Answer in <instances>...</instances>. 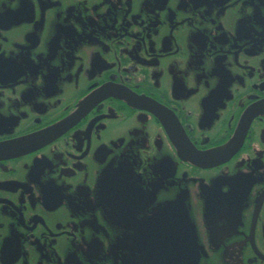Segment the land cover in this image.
<instances>
[{
	"label": "flooded vegetation",
	"instance_id": "af4514ba",
	"mask_svg": "<svg viewBox=\"0 0 264 264\" xmlns=\"http://www.w3.org/2000/svg\"><path fill=\"white\" fill-rule=\"evenodd\" d=\"M260 104L264 0H0V264H264Z\"/></svg>",
	"mask_w": 264,
	"mask_h": 264
},
{
	"label": "water",
	"instance_id": "95a60500",
	"mask_svg": "<svg viewBox=\"0 0 264 264\" xmlns=\"http://www.w3.org/2000/svg\"><path fill=\"white\" fill-rule=\"evenodd\" d=\"M118 96L122 97L124 101H126L129 105L134 107V103L139 101L142 102V98H138L134 95H130L127 92L124 91H118ZM82 110H84L83 105L80 107ZM81 110H78L76 114L69 117L68 119L62 121L57 126L52 128L50 131L55 130H61L62 128H65L70 124L80 113ZM261 112H264V105L260 104L258 105L254 110H252L249 113V117H252L256 114H261ZM156 114L164 121L167 122V116H165L164 113L156 111ZM169 130H172L171 133H169L170 137L173 138V141L176 143L175 146H178L179 152L185 157H182L184 160H187L190 163L198 164V165H206V166H215L218 164H221L228 160L230 156L235 152V150L238 148L241 139H242V132L238 133L236 137H234L231 141H229L224 147L212 151L209 153H199L195 151L189 144L184 143L186 141L184 135L178 130L177 128L172 124H167ZM45 134H43L44 136ZM29 142V139L26 140H20V141H11L5 144H0V153H6L7 155H16L21 153V148L26 145ZM182 229H179L176 233L175 230H170L167 226L163 227L162 229H158L160 233L163 234V236H166V234H169L172 232V240L174 238H180L179 247H178V254L179 257H174L171 260H164V264H194L195 262V256H197L195 245L190 239L189 241H184L185 239L189 238V230H188V223L187 221H183L181 223ZM159 240V244L162 242L159 237H157ZM184 239V240H183ZM155 239V241H158ZM169 247H176L175 245H169ZM149 252H151V256H153L154 263L159 264L162 262V260H159L156 258L157 251L154 247V245H149ZM154 248V249H153ZM153 249V250H152ZM170 249V248H169ZM152 250V251H151Z\"/></svg>",
	"mask_w": 264,
	"mask_h": 264
}]
</instances>
